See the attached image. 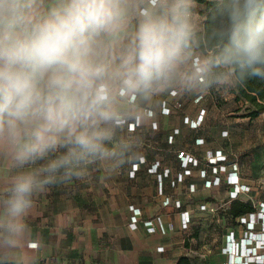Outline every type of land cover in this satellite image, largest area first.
I'll list each match as a JSON object with an SVG mask.
<instances>
[{
  "label": "clouds",
  "instance_id": "1",
  "mask_svg": "<svg viewBox=\"0 0 264 264\" xmlns=\"http://www.w3.org/2000/svg\"><path fill=\"white\" fill-rule=\"evenodd\" d=\"M0 0V241L45 189L140 155L129 130L169 91L264 81V0Z\"/></svg>",
  "mask_w": 264,
  "mask_h": 264
},
{
  "label": "crops",
  "instance_id": "2",
  "mask_svg": "<svg viewBox=\"0 0 264 264\" xmlns=\"http://www.w3.org/2000/svg\"><path fill=\"white\" fill-rule=\"evenodd\" d=\"M227 106L246 109L247 103L235 90L161 96L145 111L142 125H129L141 137L140 155L115 173L93 169L84 180L41 192L18 246L0 241V264H177L181 257L189 264L223 263L228 234L233 231L238 240L245 229L228 211L232 200L264 202L257 116L246 110L223 117ZM249 166L251 173L245 171ZM235 168L236 186L228 182ZM217 177L220 183L208 184Z\"/></svg>",
  "mask_w": 264,
  "mask_h": 264
},
{
  "label": "built area",
  "instance_id": "3",
  "mask_svg": "<svg viewBox=\"0 0 264 264\" xmlns=\"http://www.w3.org/2000/svg\"><path fill=\"white\" fill-rule=\"evenodd\" d=\"M179 155L180 156L185 155L184 151L181 150L179 152ZM135 169H136V166L131 171L132 175H134ZM233 172H234L233 175L228 176V182L235 184L236 186L238 183V175L236 174V168L234 169ZM219 180H220L219 177H217L214 180V182L218 183ZM208 183H211V181L208 180ZM241 186L243 188L242 184ZM230 193L232 197H236L238 191L236 189H233L230 191ZM249 200L253 204L255 211L250 212L245 215H241L239 217V222L245 225V229L243 230L244 235L240 234L239 235L240 239L236 240V237L233 231L228 234L227 236L228 257L223 263H220V264H249V261L247 260L248 257L255 258L257 262L264 263V253L258 252V248H257L258 246L259 248H264V202L258 203L253 197H251ZM139 211H140L139 207L134 209V213H133L134 219L132 221L133 224L136 221V215ZM189 219L190 217L187 214L184 218V222H183L184 226L188 225ZM257 223H260L262 227V230L260 233H256L254 231L255 225ZM242 241H246V243L248 244L244 247L246 249L244 256H242L241 252H239V250L241 251V248L239 249V245L240 247H243ZM257 243L259 244L258 246H257Z\"/></svg>",
  "mask_w": 264,
  "mask_h": 264
},
{
  "label": "trees",
  "instance_id": "4",
  "mask_svg": "<svg viewBox=\"0 0 264 264\" xmlns=\"http://www.w3.org/2000/svg\"><path fill=\"white\" fill-rule=\"evenodd\" d=\"M200 2H203L206 6L205 13L212 11V0H200ZM235 91L238 94V98L247 103L246 115L256 117L264 112V81L250 79L244 84L236 86ZM228 211L234 217H240L241 215L255 211V208L250 201L234 199ZM177 264H189L188 257H181Z\"/></svg>",
  "mask_w": 264,
  "mask_h": 264
},
{
  "label": "rangeland",
  "instance_id": "5",
  "mask_svg": "<svg viewBox=\"0 0 264 264\" xmlns=\"http://www.w3.org/2000/svg\"><path fill=\"white\" fill-rule=\"evenodd\" d=\"M232 90H235V88L231 89L230 91H232ZM238 104H240V103H238ZM244 104H245V103H244ZM233 106H235V105H233ZM224 109H225V111H224L223 117H228V118H229L230 116H232V115H229L230 112L240 111V113L242 114V113H244V112L246 111V109H245L244 106H241L240 109H233V107H231V106H227V107H225ZM202 115H203V113H202ZM200 122H201V120H199V122L197 121V122H195V123L192 122V124L197 125V124H199ZM235 122H236V121H234V123H235ZM239 122H243V120H242V119H239ZM231 124H232V123H231ZM131 126H134V125L131 124ZM255 126H257V141H262V142H264V112L260 113V114L256 117V119H255ZM219 156H220V155H219ZM260 161H262V162H260ZM258 163H259V164H258ZM262 163H264V149L258 147V148H257V165H260V164H262ZM133 168H135V167H133ZM256 168H257V166H256ZM221 169H222V168H221ZM236 170H237V169H236ZM245 171H248V172L251 173V172H253V169H252L251 166H249V168H246ZM255 171L257 172V170H255ZM214 180H215V179H214ZM214 180L211 181L212 184H215ZM220 182H221V180H219L218 183H220ZM206 183H207V182H206ZM208 184H210V183H208ZM261 185L263 186V189H264V183H261ZM157 219H159V217H158ZM158 222H159V221H158ZM258 224H260V223H257V224L255 225V228H254V231H255L256 233H260L261 230H262V227L258 229V227H257ZM260 225H261V224H260ZM239 239H240V238H239ZM244 243H246V241H242V246H243V247H240V245H239V249L241 248V253L244 252ZM254 244H255V242H254ZM258 245H259V244L257 243V246H258ZM257 248H258L259 251L261 250V248H259V246H258ZM259 251H258V252H259ZM260 253H261V252H260Z\"/></svg>",
  "mask_w": 264,
  "mask_h": 264
}]
</instances>
